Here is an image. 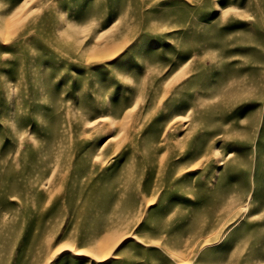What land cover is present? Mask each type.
<instances>
[{
  "label": "rangeland",
  "instance_id": "obj_1",
  "mask_svg": "<svg viewBox=\"0 0 264 264\" xmlns=\"http://www.w3.org/2000/svg\"><path fill=\"white\" fill-rule=\"evenodd\" d=\"M0 264H264V0H0Z\"/></svg>",
  "mask_w": 264,
  "mask_h": 264
},
{
  "label": "bare ground",
  "instance_id": "obj_2",
  "mask_svg": "<svg viewBox=\"0 0 264 264\" xmlns=\"http://www.w3.org/2000/svg\"><path fill=\"white\" fill-rule=\"evenodd\" d=\"M175 115H177V114H175ZM121 129H122V128H121ZM123 129H124V128H123ZM110 139H111V138H110ZM194 161H195V160H194ZM194 161H193V162H194ZM185 162H186V161H185ZM190 164H192V163H190ZM192 166H193V165H192ZM188 167H190V166H188ZM186 168H187V167H186ZM218 210H219V209H218ZM212 211H213V210H212Z\"/></svg>",
  "mask_w": 264,
  "mask_h": 264
}]
</instances>
